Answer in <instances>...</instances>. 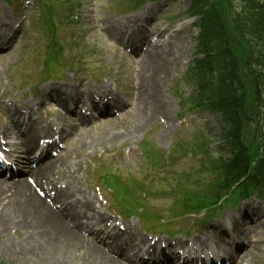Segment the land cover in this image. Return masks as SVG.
I'll return each mask as SVG.
<instances>
[{"label": "rangeland", "instance_id": "1", "mask_svg": "<svg viewBox=\"0 0 264 264\" xmlns=\"http://www.w3.org/2000/svg\"><path fill=\"white\" fill-rule=\"evenodd\" d=\"M4 0H0V12L1 16L4 17L5 22L8 24L9 29L11 31V35H9L8 43L7 45L0 48L2 54L0 56V69H2V72H0V75L4 72L8 74L10 70H12L17 64L22 63L24 64L27 62V58L24 57L20 52V47L24 46V42L32 43L33 51V61L30 62V68L28 69L27 73L24 75V78L29 82V84L34 82L35 77H33V73L37 72V70L40 69V64L38 67L34 66L33 62H35L37 59H44L45 58V50L48 47V44L50 45V37L47 35L44 27V23H38L43 24L42 26L33 25L31 22L28 23V25L25 26V28L18 29L16 26L19 24L18 19H28L26 16L27 12L24 7L27 6H33L34 2L33 0H26L23 4L24 7L19 6H13L6 10L2 6V2ZM119 0H85L86 6H89L90 10V18L84 23L82 31L77 30V27H74V32L72 35L80 37L79 43H71L65 44L64 47H67L69 56H64L62 59V65L60 67L62 69H65L64 66L67 65V63H71V67H80L83 70L91 72L92 68L94 66L99 67L102 71L106 73H111L112 75H115L116 73V81L120 83L123 82L126 84L124 90L127 92L129 90V86L131 85V78L129 76V73L125 69V61L126 59L122 56H118L115 54V52L112 49H108L104 42H100L97 45L89 46L86 44V42L83 40L85 37V30L91 27L92 25V19L95 18V20H99L101 17L106 18L107 16H112L115 18H125L128 15L133 14V11H129L126 8L121 7L118 4ZM150 6H147L146 9H150ZM93 29H97L94 27ZM25 34L23 37V34L19 36V33ZM70 33V28H63L59 29L58 36H59V42L63 46V42L65 41L66 35ZM195 45V41H194ZM69 46V47H68ZM193 46V41L189 40L187 42H183L181 44V50L182 54L184 56V60H189V52ZM151 61H153V65L151 67V71L153 75L150 76L151 80L156 81L161 73L162 70L168 71V78L165 81L167 85H164V87L168 86L170 84V87L167 89V95L171 97V91L172 86L175 82L181 81L182 77L186 73L184 70H180L179 64L175 61H169L166 62L163 60L160 56L156 55L150 58ZM79 60V62H77ZM65 63V64H64ZM117 71V72H116ZM62 76H64V70L61 72ZM72 77V74L69 76ZM138 91L141 92L144 89L145 82L144 80L139 82L137 84ZM147 87H149L147 85ZM0 91L3 92L2 87H0ZM173 102H175L174 98L171 97ZM153 103H150L152 105ZM138 105V104H137ZM46 116L50 117L49 114ZM53 117L55 115L52 114ZM108 123V122H106ZM149 124L146 122L144 124V128H146ZM119 132L124 136L125 133L123 131V128L118 129ZM154 134V135H153ZM157 135V137H156ZM127 136V135H125ZM131 136H137L139 137H145L151 138L160 148L163 150H170L172 147V140L170 137V134H167L165 138L162 137V131L159 126L156 125H149L144 131H141L138 134H132ZM179 136L181 143L179 145L180 148H185L187 145V142H190L191 136L182 134V133H174L173 137L177 138ZM100 137V135H99ZM115 141L114 138L109 139H101L98 140L96 143V147H93V149H97V145H101L103 143L107 144L108 142ZM92 149V147H91ZM112 154L110 150H104L99 155L98 158L100 159H108V157ZM117 157L113 156L108 160V163L105 164V167L101 169L103 172L106 169V166L113 163V167L117 169L119 164L121 166L120 173L123 176H127V173L129 171V165L128 164H121L119 161H117ZM103 162V161H102ZM184 169L183 164L180 163L177 165V169ZM97 170V167L94 166L93 168L89 167L88 172L92 173V171ZM191 170H194V167L191 168ZM80 173L82 175H85L82 172V168L79 169ZM158 172V175L155 179H159L162 176L161 170H155ZM155 173V172H154ZM135 176L141 179H144L141 173H135ZM89 179L86 178L85 181ZM138 186V184L134 185ZM138 190V189H137ZM94 193H97L94 191ZM132 194L130 195V197ZM173 198V196H172ZM168 196L164 198H157L155 200V204L158 206L166 207L169 205L168 202ZM6 212L3 210L2 215L3 217L6 216ZM9 240H7L5 243L7 244ZM64 245V249L61 247H57L54 251H50L49 254L46 257V260L42 262L41 264H102L100 262L93 263L92 259L85 255L82 250H79L75 245H72L68 242Z\"/></svg>", "mask_w": 264, "mask_h": 264}, {"label": "bare ground", "instance_id": "2", "mask_svg": "<svg viewBox=\"0 0 264 264\" xmlns=\"http://www.w3.org/2000/svg\"><path fill=\"white\" fill-rule=\"evenodd\" d=\"M2 38L5 39L6 38V34H5V31L0 30V39H2ZM3 44H5V43L3 42ZM147 114L148 113L145 112V115H147ZM141 120H142L141 114L138 115V113L136 112L135 115L132 117L131 122L128 124V129H130V130L136 129V127L139 125ZM103 138H104V136H103ZM83 144H84V146H86L87 142H84ZM24 147L26 149L30 148V145L28 144V141H27V143L24 144ZM47 164L48 163L39 164L36 167V169H35L34 173L36 174V176L38 177V179L41 182L44 179H46L47 181H49L51 183L52 179L55 178V177H58V176H62L65 179H67L66 176H65V173L61 172V171L58 172L57 176L54 175L52 177L49 176L48 174L44 173V168H45V166ZM5 186L9 187V189L8 190L3 189ZM23 186H24V181H22V180H7V179L0 178V198H2L4 194L9 193L10 195H7L5 197L9 198L10 200L18 202L19 205H21V207H23V208L28 207L30 205V202H31L32 198H33L32 197L33 195L30 192L22 191ZM70 192L74 195V197L78 201L80 200L79 198H81V196H79V194L77 193L76 190L70 189ZM60 193H62V191H60ZM89 202L90 201L88 199H84L82 201V204L84 206L81 209L83 217H87V215L90 214V206L88 204ZM102 219H103V216H102L101 213H99V215L96 216L95 220L96 221H100ZM97 233H98V235L100 236V238L102 240H105L107 238H112L111 242H114V243L112 244L111 248H112L113 251H120V252H127V253L132 251V248H130L129 246L128 247H123L121 245L120 241L118 239H116L114 236L106 235L105 232H97ZM118 246L121 248V250L119 249ZM111 263L115 264L113 262H111Z\"/></svg>", "mask_w": 264, "mask_h": 264}]
</instances>
